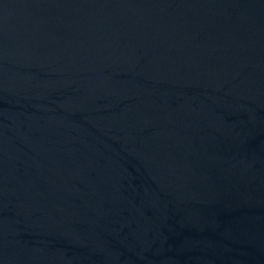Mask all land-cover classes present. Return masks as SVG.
<instances>
[{
	"label": "water",
	"instance_id": "95a60500",
	"mask_svg": "<svg viewBox=\"0 0 264 264\" xmlns=\"http://www.w3.org/2000/svg\"><path fill=\"white\" fill-rule=\"evenodd\" d=\"M0 264H264V0H0Z\"/></svg>",
	"mask_w": 264,
	"mask_h": 264
}]
</instances>
